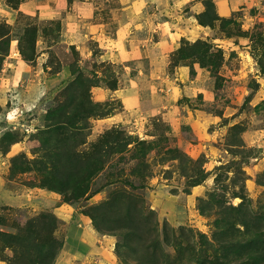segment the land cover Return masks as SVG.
<instances>
[{"label":"rangeland","instance_id":"1","mask_svg":"<svg viewBox=\"0 0 264 264\" xmlns=\"http://www.w3.org/2000/svg\"><path fill=\"white\" fill-rule=\"evenodd\" d=\"M221 1H215L217 12L231 21H217L204 27L198 21V14L204 9L202 0H0V33L1 25L9 29L7 36L0 39L3 58L0 138L13 130L21 139L12 144L7 154L0 152V264H7L3 260L5 256L14 255L5 246L8 241L5 242L1 233H19L30 218L41 212H51L61 222L56 236L64 245L55 264H122L115 251L117 237L97 231L84 210L121 189L117 174H129L131 163L115 162L110 167L112 175L107 177L110 182L105 178L95 179L91 189L99 190L96 194L70 202L60 193L42 188L41 173L35 169L13 172L11 164L17 154L25 153L30 159L39 157L40 143L30 136L44 125V114L54 104L61 83L70 77L74 64L81 66L86 74L95 71L101 78L116 79L119 88L124 82L137 79V75L129 74L124 68L130 62V53L138 56L140 48L153 43L155 38L168 41L171 37V47L176 41L180 46L182 39L190 44L208 41L212 44L209 57L213 56V61L209 67L199 61L191 62L187 65L189 74L184 82H178L177 91L165 89L171 93V98L166 100L175 104V114L155 113L143 120L134 114L131 117L133 120L137 117L134 123L115 124L133 136L154 142L147 158L153 174L147 178L148 187L143 190L148 206L156 212L161 226L167 225L174 231L183 228L188 233L194 229L209 238L215 217L203 215L198 206L199 199L208 198L209 192L223 195L225 205L238 206L243 198L234 197L233 191H242L252 208L263 210L264 184L260 179L264 174V0H237L230 8L225 5L226 9ZM80 3H85L82 10L78 9ZM87 4H92L89 7L92 11L97 8L96 13L101 17L115 13L117 19L124 12L118 7L130 5L137 14L130 31L134 39L140 40V48L123 45L116 53L111 50L106 54L98 42L84 37L81 24L89 14L84 7ZM158 6L169 10L160 11ZM113 7H117L114 12L110 10ZM166 18L174 22L162 27ZM159 21L161 26L157 25ZM157 28L159 32H155ZM27 40L34 41V59H25L21 51L32 54V44ZM171 47L165 54L170 53ZM159 51L147 61L141 59L137 63L146 62L147 67L153 60L162 67V72L175 75L172 52L166 57ZM259 59L263 60L261 66ZM99 87L111 90L105 85ZM92 95L95 100L98 93L94 87ZM149 96L152 99L148 93ZM142 97L145 98L144 92ZM113 102L116 113L123 111L122 100ZM102 119L92 121L89 141L114 126L99 123ZM169 149H177L185 156L170 159L176 152L165 156ZM241 169L244 180H240ZM198 178L200 183L193 185ZM73 227L85 230V234H77ZM88 230L95 232V238ZM76 238L82 240L78 246L71 242ZM100 238L103 240L99 243ZM167 249L174 254L172 247ZM244 259V256L235 257L231 264Z\"/></svg>","mask_w":264,"mask_h":264},{"label":"trees","instance_id":"2","mask_svg":"<svg viewBox=\"0 0 264 264\" xmlns=\"http://www.w3.org/2000/svg\"><path fill=\"white\" fill-rule=\"evenodd\" d=\"M202 3L204 9L198 14L200 25L207 27L217 21H231L220 16L214 0H202ZM1 30L0 39L7 36L9 29L1 25ZM27 41L32 44V54L21 51L25 59H34V41ZM211 47L208 41L197 40L190 44L182 39L171 54V63L177 67L199 61L209 67L213 61V56L209 57ZM259 63L261 66L263 60L259 59ZM2 67L0 56V71ZM61 84L54 104L44 114V125L30 136L40 143L39 157L30 159L25 153L15 155L11 164L13 172L35 169L41 173L42 188L60 193L68 202L82 201L99 191L91 189L95 179L105 178L110 182L107 177L112 175L110 167L115 162H129L130 173L116 177L121 189L84 210L97 231L117 237L115 251L122 264H231L235 257L241 256L246 259L238 264H264V205L263 210L252 208L242 191H233V196L243 201L238 206H229L225 205L223 195L209 192L208 198L199 199L198 206L203 215L215 217L212 238L194 229L188 233L183 228L174 231L167 225L161 226L143 195L148 187L147 178L153 174L147 158L154 142L133 136L116 125L104 130L95 140H88L92 121L109 117L117 110L113 100H94L92 88L105 85L116 90L117 80L101 78L95 71L86 74L76 63L70 77ZM20 140L18 132H5L0 138V152L7 154L12 144ZM174 152L176 156L170 159L185 156L177 149L167 150L165 156ZM241 172L240 180H244L242 169ZM262 179L260 182L264 184ZM200 181L198 178L193 185ZM60 226L55 214L41 212L30 218L19 233H1L5 242L8 241L5 246L14 253L3 260L7 264H55L64 245L56 236ZM168 247L174 249V254Z\"/></svg>","mask_w":264,"mask_h":264},{"label":"crops","instance_id":"3","mask_svg":"<svg viewBox=\"0 0 264 264\" xmlns=\"http://www.w3.org/2000/svg\"><path fill=\"white\" fill-rule=\"evenodd\" d=\"M236 1L237 0H228V1L222 0L220 3L223 4L224 5L223 8L226 9L225 5H227L230 8V5L233 4V2L235 3ZM83 4L85 3L79 4V7H80L78 8L79 10H82ZM92 4L84 5L86 10H88L89 12L88 17L84 19L85 22L81 24L83 28L82 34L84 37L98 42L99 46L102 47L103 51H105L106 54H108L111 50H112L111 53L113 52L116 53L120 49V47L123 45L131 44V45H137V47H139V44H140L141 46L140 40L138 41V39H134V37H132L133 33L130 31L131 26L134 25L135 23V18L137 15L132 10L130 5L128 4L123 5V6L118 5L119 6L118 8H120L124 12H121L120 18L117 19L115 18V13L114 14L112 13L113 16L108 15V17H101L102 15L96 13L97 8L95 10L93 9L94 12L91 9H89V7ZM170 7L173 9L172 5ZM115 8L117 7H113L110 10L114 12ZM158 8L160 9V11L169 10V8L167 7L158 6ZM91 11L92 13H90ZM168 22H174V20H169L166 18L165 22H163L162 27H164V25H166V23ZM161 23L162 22L159 21L157 22V25L161 26ZM174 25L175 24L173 23V26ZM113 28H114V31H113ZM157 29L155 30V32L160 31V28H157ZM155 40L156 41H154L151 44L145 43L144 46L147 48L139 47L141 53L138 56H136L134 53L131 52L132 54L130 53L131 56L129 58L130 62L125 63L124 68L126 72L130 71L129 74L134 73L135 75H137L136 76L137 79H130L128 83L124 82L122 85H120L118 89L114 91H111V90L108 91V89H105L99 86L94 87L96 88V92L98 93V95L95 96V100L105 101V100L120 99L122 100V103L124 105L123 111L112 114L110 117L100 120L99 123L102 122V123H108L111 125L122 123L124 125H127L128 123H134L133 121L137 120L136 119L137 117L134 118V120L133 118H131L134 114L138 116V119L143 120L145 116L154 115L155 113L162 114L164 116H169V115H173L176 113L177 108L175 109V104H173V102L170 100H166V99L171 98L169 97L171 96V93L169 95L165 91V89L169 88L171 91L175 93L178 88V85H177L178 82L179 83L184 82L185 78L188 76L189 67L186 65L177 66L176 74L172 76V75L162 72V69H161L162 67H159L158 63H155L153 60H150V62L148 61L149 63L147 67L145 65L146 62L137 63L138 60L145 59L147 61V59L154 57L156 55L155 51L160 50L159 53L165 54L164 51H167L168 49H170L172 45L171 37L168 41H162L161 38L160 39L155 38ZM174 43H173L174 46L171 47L172 49L170 50V53L173 52L179 46V41H176ZM169 54L166 53L165 54L166 57H168ZM147 90H150V91L148 92ZM143 92L145 94V98L142 97ZM148 93L152 96V99L150 98V96L147 97ZM146 101H152V102L149 103L150 105H144ZM139 110L141 113H138ZM178 118H181V117H178ZM51 194H53L57 200L60 199L59 198L60 196H58V194L54 192H51ZM73 230L77 234H81V233L85 234V232H83L85 230H81L78 227H73ZM94 233L95 232H91V230H88V234L91 235V237L95 238L96 234L94 235ZM106 236L107 235H104V237ZM101 240L103 239L100 238L97 240V242L100 243ZM79 241H82V240L77 239V238L71 240V242L75 246H78Z\"/></svg>","mask_w":264,"mask_h":264}]
</instances>
